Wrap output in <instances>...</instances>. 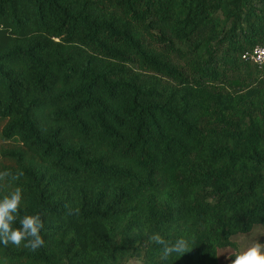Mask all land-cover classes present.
Returning <instances> with one entry per match:
<instances>
[{
	"label": "trees",
	"instance_id": "obj_1",
	"mask_svg": "<svg viewBox=\"0 0 264 264\" xmlns=\"http://www.w3.org/2000/svg\"><path fill=\"white\" fill-rule=\"evenodd\" d=\"M257 44L264 0H0V198L45 241L0 264H218L264 226Z\"/></svg>",
	"mask_w": 264,
	"mask_h": 264
},
{
	"label": "clouds",
	"instance_id": "obj_2",
	"mask_svg": "<svg viewBox=\"0 0 264 264\" xmlns=\"http://www.w3.org/2000/svg\"><path fill=\"white\" fill-rule=\"evenodd\" d=\"M23 176L22 171L15 174L9 171L0 172V181L11 178L18 181ZM23 200V189L16 187L13 191L0 198V244L7 247L9 244L35 251L41 248L45 241L41 235L44 221L40 214H28L25 212L19 220V227H14L20 214ZM71 213V209H68ZM157 245L161 246V259L169 260L174 255L182 256L189 252L190 241L181 236L175 241L166 240L159 233L149 237ZM232 256L231 264H264V243L253 240L248 246L239 249ZM7 264V261H5Z\"/></svg>",
	"mask_w": 264,
	"mask_h": 264
},
{
	"label": "rangeland",
	"instance_id": "obj_3",
	"mask_svg": "<svg viewBox=\"0 0 264 264\" xmlns=\"http://www.w3.org/2000/svg\"><path fill=\"white\" fill-rule=\"evenodd\" d=\"M2 124H0L1 129ZM3 144L0 139V148ZM4 145V144H3ZM1 157V154H0ZM259 240V242L264 243V226L256 225L248 233L237 234L233 237L235 242V247H222L217 251L218 264H231V260L235 259L233 254H235L239 249L248 246L253 240ZM126 264H140L137 259H131Z\"/></svg>",
	"mask_w": 264,
	"mask_h": 264
},
{
	"label": "built area",
	"instance_id": "obj_4",
	"mask_svg": "<svg viewBox=\"0 0 264 264\" xmlns=\"http://www.w3.org/2000/svg\"><path fill=\"white\" fill-rule=\"evenodd\" d=\"M243 59L249 60L259 66L264 67V44H257L242 55Z\"/></svg>",
	"mask_w": 264,
	"mask_h": 264
}]
</instances>
